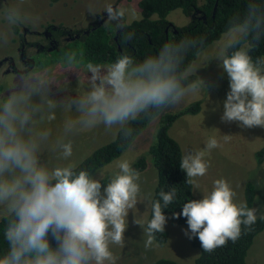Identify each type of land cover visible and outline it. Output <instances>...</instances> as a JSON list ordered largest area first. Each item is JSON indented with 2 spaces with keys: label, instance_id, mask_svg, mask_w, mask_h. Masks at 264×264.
Here are the masks:
<instances>
[{
  "label": "clouds",
  "instance_id": "9594fccd",
  "mask_svg": "<svg viewBox=\"0 0 264 264\" xmlns=\"http://www.w3.org/2000/svg\"><path fill=\"white\" fill-rule=\"evenodd\" d=\"M0 8L10 26L8 31L0 30V52L14 51L12 29H38L41 18L25 16L4 0ZM88 14L95 18L97 10L90 7ZM102 14L127 40L132 39L134 34L125 31L127 9L109 3ZM262 39L264 0H248L243 14L229 19L216 42L214 58L221 61L230 88L223 102V122L264 128V56L250 55ZM204 44L203 37L184 38L163 44L158 53L141 61L120 55L107 64L85 61L82 49L73 48L54 62L47 56H37L33 62L22 53L14 61L0 57V219L7 242L0 264H116L111 245L124 243L127 217L140 194L139 172L128 160H118V171L105 186L87 170L77 173L71 164L49 167L42 149L51 142L67 160L73 155V144L66 138L101 124L106 129L119 126L127 140L134 131L127 126L130 122L206 87L200 77L191 79L199 67L184 66L189 50L202 49ZM69 75H75L80 85L74 95L67 91ZM60 93L64 95L57 99ZM57 111L74 115L63 120L62 135L53 141L52 130L43 125L53 121ZM218 147V140L210 137L205 151ZM205 151L187 153L180 161L189 185L210 167ZM176 195L174 188L161 190L163 205L160 200L152 202L146 249L153 245L156 233H164L163 209ZM235 197L229 182L217 179L209 194L189 200L182 213L174 215L186 218L189 239L197 237L203 251L212 252L229 240L235 243L241 226L251 230L257 221V209L237 204Z\"/></svg>",
  "mask_w": 264,
  "mask_h": 264
},
{
  "label": "rangeland",
  "instance_id": "374dc122",
  "mask_svg": "<svg viewBox=\"0 0 264 264\" xmlns=\"http://www.w3.org/2000/svg\"><path fill=\"white\" fill-rule=\"evenodd\" d=\"M139 0H4V3L18 8L20 12L29 17L39 16L40 26L38 29L31 27L13 28L16 33L13 43L15 50L0 52V57L7 60H15L21 54V47L24 45L23 56L28 60L35 61V57L42 55L44 50L52 49L54 45H60L73 35H77L95 25L109 24L103 17L104 5L111 3L116 7H123L128 10L129 20L137 19L140 16L138 8ZM92 7L97 10L95 18L88 14ZM167 19L172 26H183L190 22L191 18L184 15L179 9L171 11ZM64 27L63 32H58L57 27ZM9 25L5 20V12L0 8V30L8 31ZM49 28L55 31L56 37L51 41L42 36ZM209 44L202 50L197 58L191 63L199 67L196 72L204 81L206 87H201L198 93L188 94L180 103L160 110L150 121L147 127L135 138L129 147L120 157L102 167L93 176L100 179L102 184L110 181L112 175L118 171L116 163L118 160H128L132 165L133 161L147 151L152 143L156 129V123L166 112H176L187 107L195 101L200 102V110L195 114L185 113L177 118L169 128V134L176 139L182 149L183 156L187 153L205 151L206 142L210 137H215L219 147L210 152L205 151L204 159L210 164L207 173L203 177H196L192 191L195 198L202 199L204 195L211 192L214 181L226 179L236 192L234 202L243 203L244 187L247 181L255 186L256 195L252 208L257 209V216L264 215V160L259 163L255 157L256 151L264 144V128L242 127L239 122H223V102L230 90L229 78L221 67V61L216 56V42ZM39 51V52H38ZM38 52V53H37ZM41 52V53H40ZM107 64V63H100ZM195 75V74H194ZM68 94L74 95L79 92L80 85L75 75H69ZM64 93L57 95L62 98ZM74 115L66 111H57L56 118L50 123L43 125L52 130V140L62 135V122L67 116ZM119 126L106 129L104 125H98L91 130L80 131L66 139L73 144V155L67 160L59 156L54 150L51 142L42 149V157L49 164V167L67 166L73 167L80 162L84 156L97 146L113 139ZM225 135L229 136L225 140ZM140 194L137 205L130 209L127 217V228L124 233L123 245H111V251L117 257L116 264H150L158 258H167L181 264H192L198 256V249L191 246L188 236V226L174 224L166 216L165 228L168 231L167 241L163 245L155 242L150 248H145L147 236L145 234L146 221L149 214L150 198L156 183V172L150 158L147 160V167L139 172ZM196 184L199 187H196ZM103 192V187L102 190ZM138 221L139 224L135 223ZM190 235V232H189ZM248 264H264V230L258 233L247 253Z\"/></svg>",
  "mask_w": 264,
  "mask_h": 264
},
{
  "label": "trees",
  "instance_id": "16d2710c",
  "mask_svg": "<svg viewBox=\"0 0 264 264\" xmlns=\"http://www.w3.org/2000/svg\"><path fill=\"white\" fill-rule=\"evenodd\" d=\"M54 1V0H53ZM248 0H139L138 8L140 16L126 23V32L133 33L131 40H127L120 30L111 24H96L89 26L86 33L80 34L54 46L50 50H43L41 56L53 58L59 57L63 51L69 48L82 49L84 60L95 63H109L115 61L120 55H128L135 61H141L149 55L158 53L163 44L168 42H179L184 38L205 39L202 49H191L185 56L184 66L191 65L198 54L209 44L219 39L225 30L229 19L235 15H242ZM179 9L184 15L191 18L190 22L183 26L169 27L167 15ZM60 28V27H59ZM64 28V27H62ZM56 37V36H54ZM255 57L264 56V39L250 52ZM191 79H197L193 75ZM200 110V102L195 101L187 107L176 112H166L156 123V129L152 143L147 151L138 156L132 163L136 171H143L147 167V160L156 172V183L150 198L149 214L146 221L152 217V202L160 200L161 190H176L174 201L163 209L165 216H169L174 224L187 225L183 215L178 217L174 214L182 213L183 204L189 200L196 199L193 195L192 185L186 183V172L180 168L183 157L179 142L169 134L172 123L182 114H195ZM159 113L141 117L127 126L133 128V134L127 140L124 139L120 128L116 130L112 140L101 144L89 152L73 168L78 173L87 170L92 175L114 159L129 147L135 138L147 127L150 121ZM255 157L261 163L264 160V144L256 151ZM256 190L252 182L247 181L244 187L243 203L252 208L255 200ZM257 216V221L251 230L241 226V236L233 243L229 240L225 246L218 247L212 252H205L197 237L189 239L191 246L198 249V256L192 264H248L247 253L255 236L264 230V219ZM4 221L0 219V255L7 250V242L3 235ZM191 235V233H190ZM168 238V231L155 234V243L163 245ZM50 243H55L49 237ZM150 264H181L167 258H158Z\"/></svg>",
  "mask_w": 264,
  "mask_h": 264
},
{
  "label": "flooded vegetation",
  "instance_id": "af4514ba",
  "mask_svg": "<svg viewBox=\"0 0 264 264\" xmlns=\"http://www.w3.org/2000/svg\"><path fill=\"white\" fill-rule=\"evenodd\" d=\"M114 6V5H113ZM101 20V19H100ZM100 20L98 21V23L97 24H100L101 22H100ZM96 25V24H95ZM169 27H172V25L171 24H169ZM55 29H57L58 30V32H63V31H65L66 29H63V28H59V26L57 27V28H55ZM86 32H88L87 30H85V31H82L81 33H79V34H75V35H73L72 37H70V39L71 38H73V37H78L80 34H83V33H86ZM54 33H55V31L54 30H52V28H49V30H47V32H44L43 33V37H44V39H46V40H49V41H51L52 39H51V37H54L55 35H54ZM55 46V45H54ZM42 47V50L41 51H43L44 50V47H43V45L41 46ZM47 50H49V49H47ZM23 51H24V45H22V47H21V53L23 54ZM39 52V51H38ZM37 52V53H38ZM41 53V52H40ZM4 60H7V58L6 57H4ZM12 61H14V60H12ZM33 61V60H32ZM0 62H3V61H0Z\"/></svg>",
  "mask_w": 264,
  "mask_h": 264
}]
</instances>
